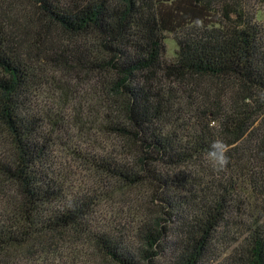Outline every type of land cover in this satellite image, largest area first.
I'll use <instances>...</instances> for the list:
<instances>
[{"label": "trees", "instance_id": "16d2710c", "mask_svg": "<svg viewBox=\"0 0 264 264\" xmlns=\"http://www.w3.org/2000/svg\"><path fill=\"white\" fill-rule=\"evenodd\" d=\"M25 1L34 7L35 41L34 24L16 26L17 13L0 12V127L15 150L13 160H0V177L21 197L0 213V259L32 239L73 232L108 264H264V10H233L236 18L223 22L210 14L218 0ZM55 29L67 46H56ZM166 34L177 46L172 61L163 55ZM52 72L97 81L98 123L135 158L128 164L82 149L72 154L119 190L148 185L172 211L134 227L145 250L125 247L122 237L98 227L93 216L102 197L71 191L59 171L58 137L48 125L56 128L61 116L39 106ZM201 78L227 84L230 100L215 92L213 103L189 108L183 97ZM216 141L226 145L229 163L212 179L174 173L209 167ZM177 187L187 193L170 197ZM178 208L184 215L174 214ZM177 220L174 242H163ZM234 227H243L240 238L227 256L216 254V237Z\"/></svg>", "mask_w": 264, "mask_h": 264}, {"label": "rangeland", "instance_id": "374dc122", "mask_svg": "<svg viewBox=\"0 0 264 264\" xmlns=\"http://www.w3.org/2000/svg\"><path fill=\"white\" fill-rule=\"evenodd\" d=\"M210 6V14L215 16L216 19L225 22L226 15L233 19L236 18L232 12L233 10H239L240 8L246 12H249L250 8L264 10V0H218L214 1ZM7 10L10 15L15 16V13L18 14V19L14 21L16 26H29L27 24L28 20L31 24H34L29 26L31 29L29 38L35 41L34 7L25 0H0V12L5 13ZM258 19L260 21L264 20V11L259 14ZM17 21H19L18 24ZM7 22L10 29L16 31L15 26L12 25V19ZM51 35L55 39V44H59L56 46L59 48L67 46L65 40L68 39L60 31L52 30ZM165 36L163 55L166 61H172L175 57L177 46L172 34H166ZM47 76L52 78L53 81L44 86V90L39 96V106L45 110L50 108L54 113L61 116L56 128L53 124L48 123V128H52L55 136L58 137L55 155L58 158L59 171L67 177L71 191L81 195L86 193L93 196L97 195L98 198L102 197L100 198L101 200L99 199V205L96 207L93 216L98 227L122 237L125 247L132 246L135 251L145 250L146 245L139 235L136 234L134 227L140 225L142 219H146L148 223L161 218V212L172 211L161 208L159 201L152 197L153 191L148 185L119 190L118 184L109 182L94 173V171H90L80 159L72 154L71 148L82 149L95 156L113 158L117 162L128 164L134 162L133 159L135 158L133 150L124 149L122 140L116 136H109L102 128V125L98 123V114L102 113V108L97 103L98 100H96L97 91L95 84L97 81L93 77L90 78L86 74L81 73L78 75V79L76 76L66 77L62 73L55 72L49 73ZM236 89L237 87L234 86V90ZM189 92V97H183V102L191 108L190 105L193 102H197L196 104L200 105L202 102H206V104L213 103L217 97L215 92L222 96L223 102L227 103L233 91L230 92L228 85L225 83L209 78H201L190 84ZM182 116L189 120L190 116L187 111H184ZM258 126L259 124L256 123L253 128ZM247 155H249L248 151ZM14 156L15 150L10 139L5 134L4 129L0 127V160H13ZM207 164L210 165L209 162ZM158 171L164 174L160 168H158ZM164 171L166 172L165 169ZM214 171L211 166L207 167V165H205L204 170H195L189 165L188 167L183 166L174 170V173L187 177L190 172V175L198 178L199 174L202 177L206 175L212 176ZM184 193L187 192L183 188L177 187L173 189L169 196H183L185 195ZM8 200L17 203L21 200V197L15 185L5 182L0 177V213L9 206ZM182 211L183 209L178 208V211L174 214L180 217L181 213L184 215ZM232 223L234 224L235 222L232 221ZM242 224L248 223L244 222ZM167 228L168 238L163 240V242H174V235L180 228L179 221L170 222ZM242 230L243 227H234L230 230L231 232L227 231L224 235H218L216 243L219 244L216 246V254L227 256L237 239L240 238ZM162 244L164 246V243ZM27 251H32L34 255H29ZM166 257V255L162 254L160 261L165 262ZM53 258L54 260L59 258L57 264H108L95 253V250L87 243L86 239L78 237L73 232L62 233L61 235H55L39 241L32 239L25 245L10 248L5 253V257L0 259V264H40L38 261L41 259Z\"/></svg>", "mask_w": 264, "mask_h": 264}, {"label": "clouds", "instance_id": "9594fccd", "mask_svg": "<svg viewBox=\"0 0 264 264\" xmlns=\"http://www.w3.org/2000/svg\"><path fill=\"white\" fill-rule=\"evenodd\" d=\"M226 153L227 147L220 141H216L210 146L207 152V160L214 170L220 171L227 166L229 158Z\"/></svg>", "mask_w": 264, "mask_h": 264}]
</instances>
